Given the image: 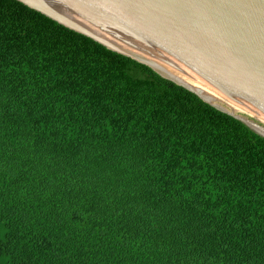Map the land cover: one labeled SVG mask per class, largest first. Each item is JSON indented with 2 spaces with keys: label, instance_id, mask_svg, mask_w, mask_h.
Here are the masks:
<instances>
[{
  "label": "trees",
  "instance_id": "trees-1",
  "mask_svg": "<svg viewBox=\"0 0 264 264\" xmlns=\"http://www.w3.org/2000/svg\"><path fill=\"white\" fill-rule=\"evenodd\" d=\"M0 264H264V137L0 0Z\"/></svg>",
  "mask_w": 264,
  "mask_h": 264
},
{
  "label": "water",
  "instance_id": "water-1",
  "mask_svg": "<svg viewBox=\"0 0 264 264\" xmlns=\"http://www.w3.org/2000/svg\"><path fill=\"white\" fill-rule=\"evenodd\" d=\"M264 137V0H18Z\"/></svg>",
  "mask_w": 264,
  "mask_h": 264
}]
</instances>
